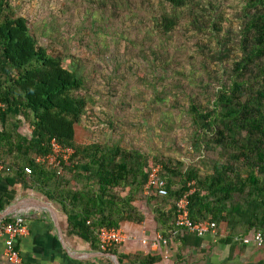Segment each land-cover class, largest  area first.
<instances>
[{
    "label": "trees",
    "instance_id": "1",
    "mask_svg": "<svg viewBox=\"0 0 264 264\" xmlns=\"http://www.w3.org/2000/svg\"><path fill=\"white\" fill-rule=\"evenodd\" d=\"M221 1L56 0L50 20L34 24L0 0V174L59 203L87 241L144 223L139 202L163 237H197L176 227V203L191 190V223L214 222L228 242L264 236V0H238L236 30ZM63 19L78 32L55 30ZM135 62L151 76L147 122L161 113L164 135L174 112L188 121L190 163L129 143L130 120L102 102L128 113L143 100L128 77ZM87 123L110 135L78 143ZM53 140L74 151L57 167L38 162ZM158 166L166 194L145 195Z\"/></svg>",
    "mask_w": 264,
    "mask_h": 264
},
{
    "label": "crops",
    "instance_id": "2",
    "mask_svg": "<svg viewBox=\"0 0 264 264\" xmlns=\"http://www.w3.org/2000/svg\"><path fill=\"white\" fill-rule=\"evenodd\" d=\"M9 179L0 174V218L20 215L25 220L26 233L15 242L19 264H264V245L239 239L228 242L225 235L216 233L185 242L175 235L165 238L157 232L151 215L141 225L124 223L121 228L130 240L104 252L98 240H83L68 227L67 214L59 203L19 183L11 184ZM147 258L154 261L146 263ZM0 264H13L5 255L1 235Z\"/></svg>",
    "mask_w": 264,
    "mask_h": 264
},
{
    "label": "rangeland",
    "instance_id": "3",
    "mask_svg": "<svg viewBox=\"0 0 264 264\" xmlns=\"http://www.w3.org/2000/svg\"><path fill=\"white\" fill-rule=\"evenodd\" d=\"M205 1L208 2L210 0ZM13 2L19 8L21 15L28 19L30 23L34 24L40 23L41 21H49L51 14L56 10L58 4L56 0H13ZM238 5V0H222L220 6V10L225 11V18L229 20V24H232V28L235 30L237 24L233 19V14ZM217 13H219V11H217ZM67 24L68 23L65 21V19H63L61 22L57 23L55 30H59L58 32H60L62 35H72L78 32L79 27H77L75 23H69V27H66ZM202 38L206 41V37ZM43 44L46 46L44 42ZM80 54H87V50L80 51ZM111 54L109 55L110 57ZM133 66L134 69L131 72V76H128L129 81L130 84L132 83L135 86L136 92H138L143 97V100H140L138 103L135 102L128 113H122L123 111L120 109L121 102L116 99H106L103 97L102 102L109 105L111 109L110 114L118 117L122 116L130 120L129 122L132 129L129 134H127V140H130L129 143L139 145L144 150L152 152V154L163 152L167 155L175 157L176 159L185 161L187 164L190 163L192 153L190 150L188 121L184 115L174 112V124L168 132L166 131L164 133V135L162 133L161 124L158 123L159 118L156 116L161 113H154L155 117H153L150 122H147L148 120L146 118L150 116V113H153L151 108L152 105L149 103L150 99L153 97V91L150 87L151 76L147 72L144 65L135 62ZM139 74L142 75L141 78L143 83H140L137 79V75ZM169 81L170 79L165 77V83H159L157 85V90H163V87L167 86ZM102 102L100 101L99 107L101 106ZM170 104L171 102H168L167 105L170 106ZM102 119L106 122L105 118L102 117ZM88 126L92 130H89L88 127L85 129L77 128L76 140L78 143H89L98 139H106L110 135V132L106 131L107 128L103 125L94 127L89 123ZM140 128L141 130H139ZM137 205L140 210L146 214V216L150 215L148 214L144 203L139 202Z\"/></svg>",
    "mask_w": 264,
    "mask_h": 264
},
{
    "label": "built area",
    "instance_id": "4",
    "mask_svg": "<svg viewBox=\"0 0 264 264\" xmlns=\"http://www.w3.org/2000/svg\"><path fill=\"white\" fill-rule=\"evenodd\" d=\"M51 148V154L46 159H38L39 163L57 167L60 165L61 161H69L74 153V151L70 148L61 147L55 140L52 141ZM2 170L3 166L0 165V172ZM24 171L26 174H31V170L29 168H25ZM160 171L161 168L159 166L151 171L148 182L145 186V195H149V193L153 191H157L162 195L166 194L163 188L164 182L158 177ZM193 192L194 190H191L176 203V227L180 230H186L188 233L196 235L199 238L210 233L217 234V228L214 222L206 221L193 224L189 221L188 198ZM25 233L26 224L22 216L14 215L8 219L0 218V235L5 237V255L13 264L20 263V257L15 248V242ZM96 235L101 250L104 252H109L113 248L120 247L130 240L129 234L122 228L100 229ZM242 242L245 244H249L251 242L258 247H262L264 245V236L262 233H256L253 238L243 239Z\"/></svg>",
    "mask_w": 264,
    "mask_h": 264
},
{
    "label": "bare ground",
    "instance_id": "5",
    "mask_svg": "<svg viewBox=\"0 0 264 264\" xmlns=\"http://www.w3.org/2000/svg\"><path fill=\"white\" fill-rule=\"evenodd\" d=\"M37 203V202H36Z\"/></svg>",
    "mask_w": 264,
    "mask_h": 264
}]
</instances>
